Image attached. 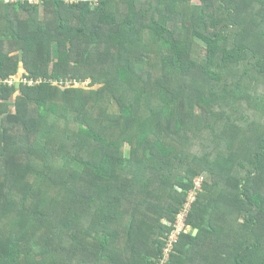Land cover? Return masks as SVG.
Returning <instances> with one entry per match:
<instances>
[{
    "label": "trees",
    "instance_id": "trees-1",
    "mask_svg": "<svg viewBox=\"0 0 264 264\" xmlns=\"http://www.w3.org/2000/svg\"><path fill=\"white\" fill-rule=\"evenodd\" d=\"M39 1L0 0V264H155L190 193L166 264H264V0Z\"/></svg>",
    "mask_w": 264,
    "mask_h": 264
},
{
    "label": "built area",
    "instance_id": "built-area-1",
    "mask_svg": "<svg viewBox=\"0 0 264 264\" xmlns=\"http://www.w3.org/2000/svg\"><path fill=\"white\" fill-rule=\"evenodd\" d=\"M5 2H16L18 0H4ZM31 3H34L37 1L38 3L40 2L39 0H29ZM66 3H77L79 1H84V2H97V0H65ZM201 182V179H198L195 184L196 187H199V184ZM192 193L189 194L187 202L184 204L183 209L178 213L176 216V220L172 226V232L166 236V244L165 248L162 251V259L158 260L155 264H166L168 262V258L170 253L173 250V245L177 242L178 237L182 234H186L187 231L189 230V226L186 225V216L188 209L190 208V202L193 199Z\"/></svg>",
    "mask_w": 264,
    "mask_h": 264
},
{
    "label": "rangeland",
    "instance_id": "rangeland-1",
    "mask_svg": "<svg viewBox=\"0 0 264 264\" xmlns=\"http://www.w3.org/2000/svg\"><path fill=\"white\" fill-rule=\"evenodd\" d=\"M193 1H194V0H193ZM34 3H37V4H38L37 1H35ZM87 83H88V82H85V83H83V85L86 86ZM67 85L70 86V85H71V82H67ZM127 149H128V147H126L125 151H126ZM189 230H190V229H189ZM189 230L187 231V233L189 232Z\"/></svg>",
    "mask_w": 264,
    "mask_h": 264
},
{
    "label": "water",
    "instance_id": "water-1",
    "mask_svg": "<svg viewBox=\"0 0 264 264\" xmlns=\"http://www.w3.org/2000/svg\"><path fill=\"white\" fill-rule=\"evenodd\" d=\"M19 85H20V84L18 83L16 86L19 87ZM196 232H197V231L194 230V233H193L194 236L196 235Z\"/></svg>",
    "mask_w": 264,
    "mask_h": 264
}]
</instances>
